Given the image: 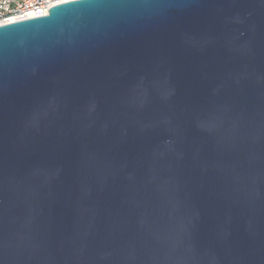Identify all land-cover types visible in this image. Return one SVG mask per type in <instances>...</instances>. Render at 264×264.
<instances>
[{
    "label": "water",
    "instance_id": "obj_1",
    "mask_svg": "<svg viewBox=\"0 0 264 264\" xmlns=\"http://www.w3.org/2000/svg\"><path fill=\"white\" fill-rule=\"evenodd\" d=\"M0 264H264V0L0 24Z\"/></svg>",
    "mask_w": 264,
    "mask_h": 264
},
{
    "label": "built area",
    "instance_id": "obj_2",
    "mask_svg": "<svg viewBox=\"0 0 264 264\" xmlns=\"http://www.w3.org/2000/svg\"><path fill=\"white\" fill-rule=\"evenodd\" d=\"M68 0H0V24L46 14L49 7Z\"/></svg>",
    "mask_w": 264,
    "mask_h": 264
}]
</instances>
